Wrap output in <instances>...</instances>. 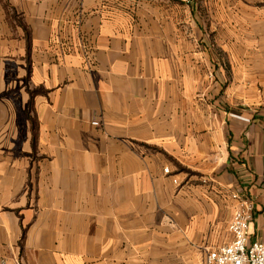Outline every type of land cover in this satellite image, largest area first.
Masks as SVG:
<instances>
[{"label": "crops", "instance_id": "0c3cea01", "mask_svg": "<svg viewBox=\"0 0 264 264\" xmlns=\"http://www.w3.org/2000/svg\"><path fill=\"white\" fill-rule=\"evenodd\" d=\"M202 2L0 0V264H202L235 192L261 236L264 0Z\"/></svg>", "mask_w": 264, "mask_h": 264}, {"label": "built area", "instance_id": "2783aa9c", "mask_svg": "<svg viewBox=\"0 0 264 264\" xmlns=\"http://www.w3.org/2000/svg\"><path fill=\"white\" fill-rule=\"evenodd\" d=\"M92 125L98 126V123ZM163 172L169 174L168 169ZM230 198L236 203L228 225L231 241L208 252L202 264H264V220L261 236L252 239L253 202L238 192L231 193Z\"/></svg>", "mask_w": 264, "mask_h": 264}, {"label": "rangeland", "instance_id": "374dc122", "mask_svg": "<svg viewBox=\"0 0 264 264\" xmlns=\"http://www.w3.org/2000/svg\"><path fill=\"white\" fill-rule=\"evenodd\" d=\"M196 3H197V7H198V9H203L204 11H203V13H206L207 14V9H208V6L207 5H205L204 4V2H202V0H194Z\"/></svg>", "mask_w": 264, "mask_h": 264}, {"label": "trees", "instance_id": "16d2710c", "mask_svg": "<svg viewBox=\"0 0 264 264\" xmlns=\"http://www.w3.org/2000/svg\"><path fill=\"white\" fill-rule=\"evenodd\" d=\"M41 91H39V90H36V91H28V94L30 95V97L32 96V95H34V94H38V93H40Z\"/></svg>", "mask_w": 264, "mask_h": 264}]
</instances>
